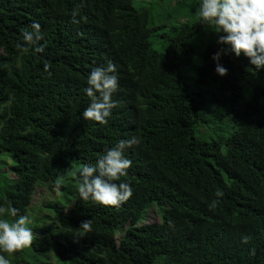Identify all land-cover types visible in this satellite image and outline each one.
I'll use <instances>...</instances> for the list:
<instances>
[{
    "label": "trees",
    "instance_id": "trees-1",
    "mask_svg": "<svg viewBox=\"0 0 264 264\" xmlns=\"http://www.w3.org/2000/svg\"><path fill=\"white\" fill-rule=\"evenodd\" d=\"M141 2L0 0V207L17 210L0 218H29L38 185L62 195L29 220V247L0 252L10 264H264V68L229 51L219 61L228 74L218 75L212 56L227 45L213 41L192 87L182 69L208 23L196 14L159 32L170 25L153 26L154 1ZM33 22L42 39L28 46L22 30ZM109 61L116 106L106 124L85 120L88 76ZM217 116L230 131L218 134L221 122L209 139L199 136ZM133 136L139 143L124 150L131 167L114 181L129 183L132 196L118 206L81 199L80 170ZM7 159L11 169L1 171ZM152 205L160 219L145 222Z\"/></svg>",
    "mask_w": 264,
    "mask_h": 264
},
{
    "label": "clouds",
    "instance_id": "clouds-1",
    "mask_svg": "<svg viewBox=\"0 0 264 264\" xmlns=\"http://www.w3.org/2000/svg\"><path fill=\"white\" fill-rule=\"evenodd\" d=\"M78 9L73 10V22L79 23L75 17ZM199 15L204 23L214 24L218 33L217 43L227 45L213 56L216 62L215 71L220 76H226L228 69L219 63L221 56L232 52L239 57L243 54L249 58L257 70L264 68V0H202ZM31 31L22 30L23 40L26 45L34 46L42 39L41 26L33 22ZM22 52H27L28 47L17 45ZM36 51H43L37 47ZM49 65H45L47 71ZM116 66L109 61L106 68H94L87 80L88 87L84 89L91 102L84 109L82 117L85 120L106 124L111 110L116 106L112 101V94L118 88V77L115 75ZM139 143L136 136L130 139H121L115 147L99 156L95 166L85 165L80 170L79 194L81 199L93 201L104 206H118L132 196V187L129 183H116L119 177L126 176L131 167V160L124 156V150ZM216 197H222L223 191L217 190ZM218 201L213 200L209 207L214 209ZM17 216L15 208L5 209L0 207V216ZM29 218L20 215L14 221L0 218V252L13 254L29 247L34 240V233L27 226ZM81 229L85 232L92 230V220L82 221ZM250 237L243 236L242 243H249ZM255 254V249L251 250ZM0 264H10V260L0 255Z\"/></svg>",
    "mask_w": 264,
    "mask_h": 264
},
{
    "label": "rangeland",
    "instance_id": "rangeland-1",
    "mask_svg": "<svg viewBox=\"0 0 264 264\" xmlns=\"http://www.w3.org/2000/svg\"><path fill=\"white\" fill-rule=\"evenodd\" d=\"M143 0H135V3L138 5V3H141ZM147 1V0H144ZM153 8H152V25L153 26H160L163 24L170 25L169 27H163L159 30V32L165 31L168 32L169 29L172 27V25L177 24L179 22H187L190 20H195L197 17H199V7L201 4H192L189 2L180 3L178 0H153ZM199 5V7H197ZM139 6V5H138ZM147 6H150L147 5ZM196 9L198 12H196ZM197 14V17H196ZM222 33H218V30L215 28L214 24H206L204 27L200 29L198 34H196L192 39L191 42L193 44V47L196 49L197 54L195 56V59L192 64H187L182 69L184 76L186 80L191 84V86L196 85V77H197V68L201 64V53L203 49L207 46L208 43L217 41L218 36ZM153 45L156 49L163 51L166 46V42L164 39H162L159 35L153 37ZM228 48V46H225ZM264 83V80H263ZM246 94L248 96L251 95V90L249 87L245 88ZM225 120V119H224ZM220 117L217 116L215 120H211L208 123L203 124L201 131L198 132L199 136L205 137L206 139H209L211 135H215V132L217 130V126H220L219 123H221ZM222 128L218 131V134L227 133L230 131L231 127H229V121H223L222 122ZM8 165L1 168V171L9 172L11 169L10 159H7ZM62 195L60 192L57 193V191L53 192L48 187H45L43 185H38L35 189L32 207L30 211L29 220L32 216H35L37 211L39 210V207L42 205H45L48 201L51 200H57V198H61ZM52 212V209H51ZM160 219L156 207L152 205L145 216L144 221L145 222H154L158 221ZM56 259V260H55ZM53 260L56 262L58 259L55 255H53ZM58 264H63L62 260L57 261Z\"/></svg>",
    "mask_w": 264,
    "mask_h": 264
}]
</instances>
